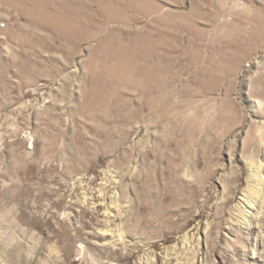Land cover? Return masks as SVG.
<instances>
[{
  "label": "rangeland",
  "instance_id": "374dc122",
  "mask_svg": "<svg viewBox=\"0 0 264 264\" xmlns=\"http://www.w3.org/2000/svg\"><path fill=\"white\" fill-rule=\"evenodd\" d=\"M0 264H264V0H0Z\"/></svg>",
  "mask_w": 264,
  "mask_h": 264
}]
</instances>
